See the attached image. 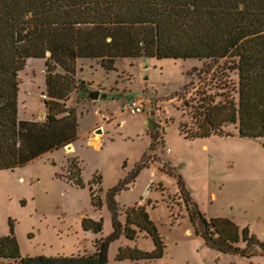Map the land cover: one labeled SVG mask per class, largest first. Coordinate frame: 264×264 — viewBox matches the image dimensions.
Instances as JSON below:
<instances>
[{"label": "trees", "instance_id": "trees-1", "mask_svg": "<svg viewBox=\"0 0 264 264\" xmlns=\"http://www.w3.org/2000/svg\"><path fill=\"white\" fill-rule=\"evenodd\" d=\"M124 56L229 58L237 86H228L219 98L217 92L199 90L192 123L180 122V132L192 139L229 136L234 133L224 126L237 123L239 136H264V0H0V169L25 165L78 137L75 106L64 103L75 88L88 89L76 77L78 58H96L111 70L116 58ZM31 57L44 58L45 63L43 121L18 115L19 72ZM75 165L71 159L67 176L84 186L81 168ZM144 166L131 171L132 180ZM96 180L101 182L99 174ZM178 181L185 192V184ZM126 185L121 181L106 193L113 231L95 240L93 252L22 255L14 219L9 217V232L0 234V258L11 259L7 264H108L109 243L121 233L133 239L138 230L151 236L154 247L120 246L115 258L162 256L164 240L145 204L127 205L124 223L117 218L115 195ZM89 189L92 204L101 207L103 199L91 180ZM188 197L197 234L223 251L250 256L260 245L264 252V241L247 225L241 227L228 216L207 218ZM82 226L101 232L103 219L84 216ZM240 240L245 247L237 246Z\"/></svg>", "mask_w": 264, "mask_h": 264}, {"label": "rangeland", "instance_id": "rangeland-1", "mask_svg": "<svg viewBox=\"0 0 264 264\" xmlns=\"http://www.w3.org/2000/svg\"><path fill=\"white\" fill-rule=\"evenodd\" d=\"M99 64L96 58H78L76 77L84 79L87 88L93 85L109 89L112 94L100 97L97 102L112 103L107 109L121 114L118 121H111L116 130L103 132V128L99 126L92 133H102L101 145L97 148L86 142V128L95 121L104 120L105 107L91 104L88 111L81 114L86 104L92 100L85 96L84 90L75 88L64 103L66 106H75L79 116L80 137L74 142L75 146L72 145L73 149L69 150L64 145L54 154L61 161L64 158L68 166L73 159L75 166L81 168L79 173L86 184L80 187L61 180L58 193L65 212L57 215L54 209H49L45 211L46 214L35 215L31 212L30 198L35 195L36 189L26 177L34 171L35 164L2 171L0 231L8 215L12 216L18 227L22 244L20 250L25 253L23 255L27 251L45 255L88 252L95 244V237L106 238L112 233V211L105 197L113 186L125 180L131 187L122 189L115 195L118 202L117 218L121 221L120 204L144 202L148 207L155 204L152 208L153 219L159 232L169 243L168 249L175 250L170 243L175 238L185 237L186 223L173 220L183 214L184 203L187 205L185 197L189 196L190 202L203 201L202 205L206 207L210 192L218 191L217 178L226 177L223 180L225 184L221 186L223 193L218 195L215 202L208 203L209 207H232L245 216L244 221L250 227V232L264 241V136L260 139L239 136L236 123L224 126L226 131L234 133L232 136L218 138V135H212L192 139L186 138L179 127L183 121L192 123L199 90L204 88L209 92H217L216 98H219V92L226 90L228 86H237L238 75L228 67L229 58L124 56L116 58L115 68L111 70H106ZM44 66V58H27L24 68L19 72L20 118L45 120L46 113H42L45 99L41 96L45 91ZM122 84L126 89H122ZM113 93L121 96H113ZM133 97L141 100L142 111L128 114L122 108V103ZM100 109L102 111L98 112ZM225 158L232 159L234 163L229 172L223 171ZM140 164L145 166L132 185L131 171ZM68 173L69 171L66 174ZM127 173L129 174L126 175ZM98 174L101 182L96 180ZM20 175L26 177L25 182L19 180ZM90 179L103 199L101 207L94 206L91 202L88 184ZM178 179L187 188L182 194L179 192L181 184ZM41 180L48 187L46 191L50 190V179L41 177ZM18 195L27 198L28 203L25 204V199L22 204L18 202ZM169 211L172 220L169 218ZM82 213L88 217L103 219L99 237L93 231L83 228ZM125 239L119 235L109 243L108 260L111 263L115 261L119 245L126 244ZM138 240L140 247L151 249L147 248L153 245L151 237ZM257 246L263 252L260 245ZM182 250L186 251V248ZM203 255L205 252L200 250L199 256ZM261 258L263 259V254L242 256L238 264H250V261L260 264ZM228 261L226 257L221 259L222 264H234Z\"/></svg>", "mask_w": 264, "mask_h": 264}, {"label": "crops", "instance_id": "crops-1", "mask_svg": "<svg viewBox=\"0 0 264 264\" xmlns=\"http://www.w3.org/2000/svg\"><path fill=\"white\" fill-rule=\"evenodd\" d=\"M44 68H45V66L43 67V69ZM87 81H88V79H87ZM44 84H45V75H44ZM122 85H123L122 89L123 90L126 89L124 87L125 85L124 84H122ZM89 87L101 89V92H107L108 95L112 94V93H110L109 89H107V88H102V87L93 86V85L89 86ZM45 90H46V84H45ZM124 92L125 91H123V93ZM136 96H138V95H136ZM97 101H99V98L96 100H92L91 102L87 103L86 107L84 109V112L81 114H84L85 112H87L88 108L91 104L102 105V107H105V109H104L105 112L103 113L104 117L102 118L104 120L95 121L93 124H89L88 127L86 128V134H87L86 135V138H87L86 142L89 144H92L93 146L98 148L101 145V137L100 136L102 135V133L94 135L92 133V131L99 126H101L103 128V132H112V130H114V129L116 130V127L113 126L115 124L111 123V121H113V120L118 121V119H120V117H121V114H119V112H112L111 110L107 109L108 106L112 105V103L101 104L100 102H97ZM100 111H102V109H100L98 112H100ZM42 113L43 114L46 113V106L45 105H44V110L42 111ZM128 114H130V113H128ZM78 118H79V116H78ZM23 119L36 120L35 118H23ZM118 124H117V126H118ZM77 133H78V128H77ZM214 135H216V134H214ZM210 136H212V135H210ZM210 136H207V137H210ZM229 136H232V135H229ZM79 137L80 136L78 133V137L70 143H72V145L75 146L74 142L77 139H79ZM217 137L221 138V137H228V136L218 135ZM59 148H54L52 150L45 151L44 153L34 157L32 160H30L25 165L15 167V168H20V167L35 164L34 171L26 176V177H28V180H29L28 182H32L30 184L32 186H34L36 189L34 192L35 195H33L32 198H30L31 203H32L31 212L35 215L46 214L45 211L49 210V209L51 211H53V209H54L55 214H57V215H59L61 212L64 213L65 212V206L63 204L62 198L60 197V195L58 193L59 187H60V181L61 180H67L71 184L76 185L74 182H72L71 179L68 178V176L66 174L68 172L67 161L64 158H63V161H61L57 158V156L54 155V154H56V151L59 150ZM75 156H77V155L75 154ZM233 164L234 163H233L232 159L225 158L224 164H223V171L226 170V172H229L230 171L229 168ZM150 166H153V165H150ZM150 166H146V167H150ZM4 170H9V171L11 170L12 171L13 169H0V173H2V171H4ZM60 173L62 175H59ZM128 174L129 173H127L126 175H128ZM137 176L133 179L132 185H134L135 181H137L136 180ZM26 177L23 175H20L19 180L25 182ZM41 177H46V178L50 179V181H51L50 190L46 191V189L48 187L45 184L41 183V182H43L41 180ZM225 178L226 177L217 178V181H218L217 184L219 185V187H217L218 191L217 192H210L209 197L206 200V204H207L206 207H204V205H202L203 201H200V202L197 201L198 207L201 210V212L204 214V216H206L207 218L212 217V216H228V217L232 218L234 221H236L241 227L246 226L248 224L246 221H244L245 216H243L241 213H237V211H234L232 207H230L229 209H223V208L222 209H211V207H209V205H208V203L212 204L213 202H215L218 198V195H221L223 193L221 186L225 184L224 183L225 181H223ZM149 181L150 180H148V182ZM88 184H89V181H88ZM76 186H79V185H76ZM0 187H2L1 182H0ZM80 187H82V186H80ZM130 187H131L130 183H128L123 188V190L130 189ZM48 192H50V193H48ZM89 192H90V189H89ZM179 192H181V191L179 190ZM181 194H182V192H181ZM6 197H8V195H6ZM8 199H11V198H8ZM24 199L26 200L25 204H27L28 203L27 198H25L23 196H19V195L16 196V200L18 202H20L21 204L24 203ZM142 203L145 204L144 202H142ZM127 205H130V204H123V205L120 204L121 216H122V218H120V219H121L122 223L125 222L124 208ZM184 205H185V210L183 211V214H180L179 217H177L176 219L173 220V221L182 220L186 223L185 228H184V236L185 237L175 238L174 241H171L172 243H170L171 245H173L175 247V250H169L168 249L169 243H167V241L162 236L163 240H164V244H165L164 253L162 256L153 257V258H144V259H130V258L117 259V258H115V261L113 263H111L108 260V264H114V263L115 264H140L138 261H142L141 264H151V263L152 264H222V262H221L222 257H226L230 262H234V264H238V262H240V259L242 256H247L246 254H243L242 252L220 250L215 245H213L211 242L207 241L200 234H197V232L194 228V225L191 222L190 215H189V212L187 209V205L185 203H184ZM145 206H146L147 210L149 211L150 216L153 219L152 208L155 207V204L152 205V207H148V205H145ZM6 215H8V214H6ZM84 216H86V215L84 213H82L81 217L83 218ZM9 217H12V216L8 215V217L6 219L7 221H5V223L3 224L2 230L0 231V234H6L9 232V223H8ZM170 217L172 220L171 211H169V218ZM94 218H96V217H94ZM85 230H87V229H85ZM101 232H94V234L98 235V237H99ZM15 234L18 238V241L20 243V248H21L22 244H21V239H20L19 234H18V227H17L16 223H15ZM122 236H124L126 238L125 239V241H126L125 245H131V246H134V245L139 246L140 241L138 239H142V237H147V238L151 237L145 230H138L136 237L133 239L126 237V235L124 233L120 234V237H122ZM96 238L97 237H95L93 239V241H95ZM184 239H186V240H184ZM130 243H132V244H130ZM152 243H153V245L151 247H147V248L152 249L154 247L153 240H152ZM125 245H119V247L125 246ZM237 246H239L240 248H243L246 246V242L244 240H240L237 243ZM119 247H118V249H119ZM141 248H143V247H141ZM182 248H186V251H183ZM118 249H117V251H118ZM94 250H95V244H93V248L90 251H88V252L85 251L83 253H90V252H93ZM200 250L204 251L205 255L199 256ZM117 251H116V253H117ZM23 252L24 251L22 250V252H21L22 255L25 254ZM78 253H80V252H78ZM83 253H80V254H83ZM72 254H76V253H72ZM208 254H209V256H208ZM257 254H263V259L261 258L260 264H264V253L263 252H261L259 250L255 251L253 254L250 255V257L257 255ZM26 255H35V254L31 251H27ZM56 255H59V254H56ZM10 260L11 259L0 258V263L1 262L2 263H8ZM250 264H257V263H253V261H250Z\"/></svg>", "mask_w": 264, "mask_h": 264}, {"label": "built area", "instance_id": "built-area-1", "mask_svg": "<svg viewBox=\"0 0 264 264\" xmlns=\"http://www.w3.org/2000/svg\"><path fill=\"white\" fill-rule=\"evenodd\" d=\"M41 96L43 98L47 97L45 92L41 93ZM122 108L127 113H132V114L139 113L142 111L141 100L138 97H133L130 100L123 101Z\"/></svg>", "mask_w": 264, "mask_h": 264}, {"label": "water", "instance_id": "water-1", "mask_svg": "<svg viewBox=\"0 0 264 264\" xmlns=\"http://www.w3.org/2000/svg\"><path fill=\"white\" fill-rule=\"evenodd\" d=\"M82 80L85 81L84 79H82ZM107 95H108L107 92H101V90L98 88H88L85 92V96L87 98H89L90 100H96L100 97L105 98V97H107ZM113 96H121V95L119 93H117V94H113ZM65 148L71 150L73 148L72 143H68Z\"/></svg>", "mask_w": 264, "mask_h": 264}, {"label": "bare ground", "instance_id": "bare-ground-1", "mask_svg": "<svg viewBox=\"0 0 264 264\" xmlns=\"http://www.w3.org/2000/svg\"><path fill=\"white\" fill-rule=\"evenodd\" d=\"M31 58H35V57H31Z\"/></svg>", "mask_w": 264, "mask_h": 264}]
</instances>
